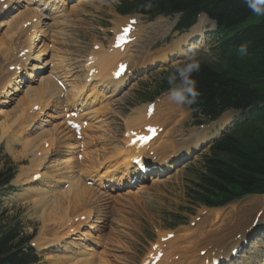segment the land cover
Instances as JSON below:
<instances>
[{
	"label": "rangeland",
	"instance_id": "374dc122",
	"mask_svg": "<svg viewBox=\"0 0 264 264\" xmlns=\"http://www.w3.org/2000/svg\"><path fill=\"white\" fill-rule=\"evenodd\" d=\"M28 2H30L32 6H27ZM33 2L34 0H14V3L10 5L8 10L0 12V19L5 18L4 21L9 23L7 26L3 25L4 23L0 25V52L2 51L0 53V171H2L4 167L7 168L12 165V173L16 174L18 172L16 178L13 180V184H11L13 187H1L0 190L2 192L0 195L2 207L7 209L12 216L29 221L31 225H35L36 235L33 238V242L40 257L46 264H71L72 262H74V264H80L78 261L75 263L77 259H71V257L66 259L64 257L74 255L76 258H79L77 257L78 253H80L79 255L80 257L82 256L81 258L83 259L87 257L89 260V257H91L89 260L90 263L86 262L81 264H144L147 257L152 259V249L157 245L161 246L164 253L163 260L161 258L158 261L160 264H166V262L170 261L172 262L171 264H203L202 262L207 254L199 256V251L206 250L208 256L212 258L221 251L222 254L228 252L227 248L224 249L225 245H231L233 241H240V239H238L240 235L247 237L248 242H250L257 238V234L261 230L262 233H264V222H261L262 224L258 221L254 223L257 217L255 215L257 210H263L264 212V202L261 204L258 203L254 199L255 196H246L223 207L208 208L201 206L200 203L193 201L187 195V190L191 186L193 187L195 173L200 169V163L196 161V158L190 162L187 158L185 163L181 165H175L152 178L151 176L150 178H146L145 176L134 183H130V178L133 174L129 176V180L127 181L121 177L122 174L128 173L129 175L131 170L136 169V167L131 169L133 165L129 166L130 164L127 165L126 168H123V165H119L118 169H121V171H119L117 173L118 175L116 174L111 181H106L109 179L107 176H105L102 183L98 180L104 168L114 164V149L120 144V146L123 144L124 146L127 145L128 142L124 137L125 133L126 136L133 133H144V129H149L151 124H160V122H163V117H165L164 120L167 119L166 117L169 119L165 120L166 123H164L163 127L155 131L158 132L159 135L155 139L148 141L149 147H147L152 154H157L158 156L159 154L155 152L156 148L154 147L160 142H164V144H161L165 147L164 152L174 153L175 157L177 151H172L170 149L171 147L178 148L190 138L194 140V134H199L202 135V137H198H201L203 142L204 139H206L208 143V145L202 149L203 151L200 150L197 152L196 156L199 158L200 154L208 152L212 137L216 136L219 132L216 124H211L207 129L202 127L199 131L200 126L194 125L190 109L187 108L186 105H179L170 100L168 94L161 93L155 95V97L152 98L153 100L149 101V97L153 95L157 85L161 83L159 79H154L153 71L158 68H169L170 65L180 62L179 60H169L168 63H161L162 57L165 56L168 48L178 45L181 51L180 45H185L181 42L183 35L178 32H172L177 15H159L155 17L138 13L121 15L116 9L118 0H66L62 5H60L61 2L57 3L56 8H54V5L52 7H47V10L49 11L50 9V11L48 13H42ZM36 2L41 7L47 6L37 0ZM1 6L2 5H0V7ZM27 9L29 10L28 13H26ZM1 14L3 17H1ZM36 15L39 16L40 21L38 26L40 27H38L39 30H37L38 32L36 31V36H34L35 40L37 39L36 41L34 40V46H32L34 52L32 51L30 57H28L26 61H23L25 55H23L24 51L21 50L26 49V42H28L29 35L31 34L30 18ZM129 18H133L136 23L134 24V30L133 26H130L133 41L131 42L132 46L121 55L122 59H124L123 63L127 62V60L130 62L133 60L130 67L131 70H134L143 67L145 63L147 64V62L151 61L150 67L154 68L137 75V77L129 82L126 88L119 91L118 97H115L116 104L113 105L114 108L111 106V109L107 110V115L111 112V118H107L105 114L101 115V118L97 117V119H93L91 117L92 114H90L91 116L89 115V118H92V126L89 125L87 129L89 130L88 135L93 133L91 131L95 129V126L99 131L93 133L92 137L86 138L84 146L82 143L78 146L77 141L75 144L74 139H69L68 137L70 132L64 124L63 116L67 108L64 105V99H62L64 97L59 96L61 99L58 98V100L55 98L59 103L58 106H62V108L58 107L59 110L56 109V107H49V109L45 110L46 114L41 117H39L40 114H38L37 116L39 119L35 122L33 121L31 124L30 122H22L23 124L25 123V125H23L20 124L21 121L15 122L18 118H16L17 112L19 111L15 112L13 110L19 106L18 100L21 96L24 98L26 92L22 89V91L19 90L12 93L16 86L12 83V80L9 83V91L13 95L5 97L7 94V79L15 73V69H10L15 66L14 64L18 63L16 64L17 68L24 63V66L21 67L24 77L29 78L30 75L28 76V73H32L33 78L31 79H36L31 85H33L34 88L42 87L41 89L48 92H46L48 94L47 96L44 94L45 96L41 97V102L37 100L39 107L37 105V109L32 112V114L36 115L39 112L38 110L41 111L43 103L49 99L47 98L51 93L49 89L51 88L50 91H52V89H54V92L57 91L55 87L53 88L54 81L52 72L54 71V75H59V78H62L65 77V75L68 76L66 70H69L71 66H73L74 72L77 70L74 74H79L83 77V67L84 64H86V58H89V54H91L92 51L97 52V46L102 47L100 49L102 53L112 41L114 30L117 28L120 29L122 24L127 21L129 22ZM207 27L208 26L205 25V27L202 26V28H199V26L195 28L197 29L196 32L199 30L202 31L204 35L202 40L205 39L207 34L213 33V30ZM37 34L44 35V37H39ZM40 39L46 41V46L44 41H39ZM38 41L39 43L41 42L40 46L37 45ZM198 41H200L199 37L197 40L195 38L191 39L190 44L185 46H195L192 52L197 54V58H199L200 62L212 61L214 56L209 47L214 40L205 39L201 45L197 44ZM41 45L45 47L41 48ZM5 50L11 52L12 57L10 58L12 60L4 57L6 53ZM128 52H130V55ZM192 52L186 53L188 55ZM171 55L172 54H170L167 59H169ZM62 68L65 69V71H59ZM42 69H45V71L42 72ZM22 71H20V74ZM72 75L73 74H71V77H66L67 82L71 83L72 80L70 78H75ZM41 76L47 77L41 81ZM74 80H77V78ZM79 80H81V78ZM47 81L52 82V87L50 86L49 88L43 85ZM73 84H75V82ZM40 91L42 92V90ZM45 91H43V93H45ZM67 93L69 94L68 88ZM57 95L58 93L56 92L55 96L58 97ZM43 97H45V100ZM71 97L72 95L69 96V98ZM90 101L91 99L88 100V102ZM149 103L154 104L155 115H152L155 120H151V117L146 121L143 120L145 124L142 126L143 129H139L137 124L132 126V115L139 111L141 113ZM77 104L79 105L80 102ZM100 104L96 102L92 107L96 105L100 106ZM25 105H22L24 110L22 109L21 111V113L24 112L26 114L23 116L22 113L23 119L30 116L29 111L26 113L28 106ZM104 105H106V102H104ZM83 108L84 106L82 109ZM114 109L117 110L115 111ZM34 115L32 117H34ZM104 117L105 119L101 120ZM82 120L85 121L83 118ZM150 120L152 123H150ZM54 124H59L57 129L55 126H52ZM29 125H31L30 128L25 131L24 129L27 128V126L29 127ZM100 126L106 129L104 130L100 128ZM21 129L24 130L23 133L26 132L24 135H18L20 131L22 132ZM57 130L60 132L57 133ZM109 131L115 132V135ZM201 131L203 132L200 134ZM50 133L51 135L49 136ZM101 134L104 137H102ZM160 134H164V138L169 136L170 139L165 141V139L160 137ZM94 135L97 136L95 137ZM28 136L30 139L29 142L26 141ZM131 136L133 137V135ZM53 137H57L58 140H53L52 143L51 139ZM62 137L65 139L68 137L67 141H70V144H72V147L68 149H74L64 153L63 146L65 144L64 142L67 141L65 139L64 141ZM47 138L49 139L47 140ZM95 138H100V140L94 143ZM22 142L26 143L25 147V144L22 145ZM50 142L51 146L47 148ZM54 142L56 144L60 142L57 144L58 147ZM144 147L145 146L141 147V153L144 152ZM195 147L196 146L193 145L190 146V144L187 145L190 151ZM25 149L28 152H26ZM51 149L54 150L56 155L47 152V150L50 151ZM44 151L47 152V154L43 155ZM39 153H42L41 156ZM160 157H163V154H161ZM64 159H68V163L66 160L62 162ZM152 159H155L158 166L162 167V162L159 161V158L155 157ZM69 160L73 162L69 163ZM118 160L120 159L116 161ZM171 161H168V163ZM74 163V166L77 168L76 172L68 171L70 168L69 166ZM162 168L165 169L166 167ZM122 169H126L127 172L122 173ZM92 170H94V173ZM155 171L156 169L151 170V172ZM74 181L79 186V190L76 193H74L71 188V186L74 185ZM155 181L156 184L153 185ZM48 183L52 185L48 186ZM142 185L145 188L142 187ZM29 187L34 188L30 193L26 191V188ZM85 187L87 189H84ZM63 190H65L64 194L61 192ZM84 191H87V193ZM52 192L55 193V195ZM90 192L93 193L91 194ZM95 192L98 193L96 194ZM83 193L86 194L84 195L85 197L81 195ZM73 195L77 196L72 198ZM70 196L73 202L70 201ZM43 197L51 199V201L54 200L55 203H49L53 206L54 204L56 206L60 204V206H55L58 211L49 206V211L46 208L44 216L39 215V211L42 208L40 201L44 200ZM58 198H61V200L58 201ZM259 201L262 202V198H260ZM35 202L39 204H36L38 207L35 206ZM92 206L94 208H92ZM48 213L56 214L59 217L62 216L61 223L59 222L60 225L57 222V218L47 217L46 214ZM252 214H254L255 217ZM77 217L78 219H75ZM260 218L261 216L259 219ZM65 225H68L67 227L69 229ZM71 229L75 231L76 235H70L72 233V231H70ZM29 231H31V228H29ZM85 232L87 233L85 234ZM167 232L172 235L174 234L173 239L169 238L170 241H162L165 237H159ZM79 238H82V240ZM258 241H260V243L256 248L262 246L261 248L264 251V238ZM172 242L174 243L172 244ZM256 248L249 247L242 253L244 255L243 257H245L243 259V264H254L255 260L258 263L260 262L261 257L255 260L254 258L252 259ZM168 251L170 253L166 256L165 254ZM249 255L251 257H248ZM169 256L170 259L165 260Z\"/></svg>",
	"mask_w": 264,
	"mask_h": 264
},
{
	"label": "trees",
	"instance_id": "16d2710c",
	"mask_svg": "<svg viewBox=\"0 0 264 264\" xmlns=\"http://www.w3.org/2000/svg\"><path fill=\"white\" fill-rule=\"evenodd\" d=\"M148 2L119 0L116 9L122 15L178 14L177 31L187 30L199 13H205L223 35L216 48H211L215 61L199 62V71L193 73L200 93L198 102L190 105L194 118L205 121L225 108L261 104L245 124L214 141L209 154L203 155L205 174H197L188 196L212 207L246 194L264 193V17L254 13L245 0H151V8L142 7ZM242 44L247 45L245 56L237 53ZM169 71L158 74L157 90L168 87ZM10 177V170L0 172V182ZM28 239L19 221L0 220V264H41Z\"/></svg>",
	"mask_w": 264,
	"mask_h": 264
},
{
	"label": "bare ground",
	"instance_id": "6f19581e",
	"mask_svg": "<svg viewBox=\"0 0 264 264\" xmlns=\"http://www.w3.org/2000/svg\"><path fill=\"white\" fill-rule=\"evenodd\" d=\"M90 1V0H89ZM18 2V1H17ZM41 3V2H40ZM10 4V1H6V5H2L1 7H0V10L1 9H4V7H6V6H8ZM29 5H31L30 3H28ZM56 5V4H55ZM46 7H50V5H47ZM51 9H53V8H51ZM28 9H27V11H26V13H28ZM24 12V11H23ZM25 13V12H24ZM30 13V12H29ZM17 15V14H16ZM34 16V15H33ZM32 17V16H31ZM21 18H22V16H21ZM36 18V19H35ZM31 19V34L29 35V38H28V42H26V52H24V54L23 55H25V58L23 59V61L25 60L26 61V59L28 58V57H30V55H31V52L33 51V47L32 46H34L33 44H34V40H35V38H34V36H36L35 34L38 32L37 30H39L38 29V27H40V26H38V24H39V21H40V19H39V16H35V17H32V18H30ZM205 19H207L204 15H202V16H200L199 18H198V21H197V24L194 26V28L193 29H195L200 23H202ZM5 20V18H1L0 19V25H2L3 23V25H5V26H7L9 23L7 22V21H4ZM16 20V19H15ZM38 21V22H37ZM15 22V21H14ZM13 24V23H12ZM128 25V22H125L124 24H122L121 25V27H120V29H116V30H114L115 32H114V35H113V38H112V41L110 42V44H109V46L105 49V50H103L102 51V53H101V51H100V49L102 48L101 46H97L96 47V50H98L97 52H95V51H92V53L91 54H89V55H92L90 58H89V61H90V63L89 64H87V65H85L84 66V68H85V70L87 71V73L81 78V80H79L80 78H77V80H74V79H76V77L75 78H70L71 80H72V82L70 83V82H67V80H66V77H71V74H73L74 75V67L73 66H71V68L69 69V70H66L67 71V74H68V76H66L65 75V77H62V78H60L61 80H62V83L68 88V92H69V94H66L65 96L64 95H61V93H62V91L60 90V89H58L57 88V85L55 84V86H54V83H53V88L55 87L56 88V92L58 93V97H56L55 96V94H56V92H54L53 90L54 89H52V91H50V86L52 85V82H50V81H47L46 83H44L43 85H45L46 87L48 86L50 89H49V92H51L50 93V96L49 97H47V98H49L48 100H46L44 103H43V107H42V109H41V111L40 110H38L39 112L36 114V115H34V114H32V112H34L36 109H37V100H39L40 102H41V97L42 96H47L48 94V92L47 91H45L44 89H41V88H38V87H35L34 88V86L33 85H30V86H27L26 85V83H25V81H23L22 82V80L20 79V76H17L16 75V73H17V68H16V71H15V73L13 74V75H11L10 77H9V79H7V83L9 84L12 80V83L14 84L15 83V88H14V90L12 91V93L13 92H16V91H22V89L23 90H25V92H26V95L24 96V98H22V96H21V98H19V100H18V105L19 106H17L13 111H19V112H17L18 114L16 115V120H15V122H17V121H21V123L20 124H23L22 122H30V124L34 121H36L37 119H39V117H41L42 115H44V114H46V112H45V110L46 109H49V107H56V109H58V105H59V103H58V98L59 99H61L60 97H64V98H62V99H64V101H65V106H70L71 107V105L72 106H76V108H77V111H82L84 114H92V118L93 119H97V117H99V118H101V115H105L106 114V116H107V118H111V112L107 115V110H110L111 108V106H113V105H115L116 104V101L114 100V99H112L113 97H112V93L111 94H106V93H102L101 91L102 90H98L97 89V87L99 86V85H104V89L106 90V89H108V88H112V92H114L118 87H121V85L125 82V80H126V78H127V76L130 74V73H132V72H135L136 73V69H134V70H130L131 69V67H130V64L132 63V61L133 60H131V62L130 61H128L127 60V62H125V63H123V61H124V59H122V54L123 53H125L129 48H130V46H132L130 43H128V44H126V45H124V46H121L120 48H114L113 47V45H114V39H115V37H116V35L117 34H119V32H121V31H123V29H124V27L125 26H127ZM128 26H130V24L128 25ZM30 28V27H29ZM46 29V28H45ZM44 30V29H43ZM37 31V32H36ZM44 33V32H43ZM50 34V33H49ZM49 34H48V36H49ZM38 35V34H37ZM200 35V34H199ZM39 37H44V35H38ZM47 36V37H48ZM129 37H130V39L131 38H133V36H132V32L130 31V34H129ZM192 37V33L190 32V33H186L185 35H183L182 36V38H181V42L184 40V39H186V41H185V43H187L189 40H190V38ZM37 38V37H36ZM37 40V39H36ZM35 40V41H36ZM39 41H42V39H40ZM39 41L37 42L38 44L37 45H39L40 46V43H39ZM45 43V42H44ZM57 43V42H56ZM36 45V44H35ZM42 45H43V43H42ZM41 45V46H42ZM188 45V44H187ZM43 47H45V46H42L41 48H43ZM190 48H191V46H189ZM22 49V48H21ZM8 50V49H7ZM6 51V50H5ZM10 51V50H9ZM2 52V51H1ZM0 52V53H1ZM8 51H6V53H7ZM34 52V51H33ZM169 52H172V53H176V54H178L179 52H180V50H179V48H178V45H175V46H173L172 47V49H168V53ZM5 53V55H4V57H6V59H11L10 57H12V54H11V52H8L7 54ZM129 53V55H130V52H128ZM127 54V53H126ZM8 55V56H7ZM127 56V55H126ZM12 60V59H11ZM123 60V61H122ZM87 61V59L85 60V62ZM121 61V63H123V64H126L127 65V76H125L126 74H124L123 76H121L118 80H115L114 78H112V74H113V72H116V70H117V67H118V63ZM17 64V63H16ZM21 64V63H20ZM22 64H24V63H22ZM74 65V64H73ZM150 65H151V61H149V62H147V64L145 63V65L143 66V67H141V69H147L148 67H150ZM75 66V65H74ZM58 69V68H57ZM92 71V73H91V76L89 77V72L88 71ZM59 71H65V69H61V70H59ZM145 71V70H144ZM143 72V71H142ZM141 72V73H142ZM22 73V72H21ZM29 79H31V78H33V75H32V73H29ZM72 75V76H73ZM125 76V77H124ZM47 76H44V77H42L40 80L42 81V80H44L45 78H46ZM78 80H79V82H78ZM91 81H95V83H96V85H94V86H91L90 88H89V90H90V92H88V93H85V90H86V87H88V84H87V82H91ZM75 82V84H73ZM78 82V83H77ZM76 83H77V86H76ZM72 84V85H71ZM25 87V88H24ZM44 87V86H43ZM52 87V86H51ZM38 89V90H37ZM40 90H42V92L40 91ZM48 90V89H47ZM29 91V92H28ZM43 91H45V93H43ZM28 92V93H27ZM47 92V93H46ZM54 92V93H53ZM11 93V92H10ZM9 92H7V94H6V96L5 97H8V95H13L12 93L10 94ZM41 93V94H40ZM43 94V95H42ZM45 94V95H44ZM72 95V97L71 98H69V96H71ZM60 96V97H59ZM123 96V95H122ZM45 97H43V99H44ZM46 98V99H47ZM55 98H57V100L55 99ZM109 98H111V99H109ZM120 98H122V97H120ZM89 99H91V101L90 102H88V100ZM45 100V99H44ZM97 100L99 101V104H100V106L99 105H96V106H94V107H92L96 102H97ZM43 101V100H42ZM118 101H119V99H118ZM78 102H80V104L78 105L77 103ZM104 102H106V105H104ZM25 103H26V105L28 106L27 107V112L26 113H28V111L30 112V116L28 117V118H25V119H23L24 117V115H26L24 112H22L23 113V116H22V113H21V111H22V105L24 106L25 105ZM25 105V106H26ZM103 105V106H102ZM40 106H41V104H40ZM84 106V108L82 109V107ZM147 106L148 105H146L145 106V108H144V110L140 113V111L138 112V113H136V114H134V115H132V126L134 125V124H137L138 125V127H139V129H143L142 128V126H144L145 124L143 123V120L144 121H146L147 119H150V117H151V120H155L153 117V115H155L154 114V110H153V115L152 114H147ZM38 107H39V105H38ZM61 108H62V106H60ZM59 107V108H60ZM25 108V107H24ZM113 108H114V106H113ZM29 109H31V110H29ZM39 109V108H38ZM155 109V108H154ZM24 110V109H23ZM59 110V109H58ZM115 110V109H114ZM117 110V109H116ZM115 110V111H116ZM1 112V111H0ZM52 112V111H51ZM112 112H114V111H112ZM143 112H144V114H143ZM38 114H40V116L38 117L37 115ZM48 114V113H47ZM50 114V113H49ZM100 114V115H99ZM113 114V113H112ZM117 114V113H116ZM34 115V117H32ZM115 115V114H114ZM151 115V116H150ZM48 116H50V115H48ZM52 116V115H51ZM53 116H54V114H53ZM62 116V115H61ZM64 116V115H63ZM105 116V117H106ZM55 117V116H54ZM59 117H60V115H59ZM58 117V118H59ZM105 117L104 118H102L101 120H104L105 119ZM160 117V116H159ZM163 117V116H162ZM169 117H171V116H169ZM164 118L165 117H163V122H160V124H151V126L150 127H154L155 128V131L157 130V129H159V128H161V127H163L164 126V123H166L165 122V120H168L169 118L168 117H166L167 119H165L164 120ZM224 118V117H223ZM151 120H150V123H152L151 122ZM159 120H161V119H159ZM46 121V120H45ZM48 121V120H47ZM111 121V120H110ZM149 121V120H148ZM223 121V120H222ZM107 122V121H106ZM155 122V121H154ZM25 123L23 124V125H25ZM46 123H48V122H46ZM104 123V122H103ZM176 123V122H175ZM218 123V122H217ZM10 124V123H9ZM56 124V123H55ZM52 125L53 127L55 126V128L57 129V127L59 126V124L58 125ZM61 124V123H60ZM107 124V123H106ZM177 124V123H176ZM23 125H21V126H23ZM101 125H103V124H101ZM108 125V124H107ZM17 126H18V124H17ZM21 126H19V127H21ZM30 126L31 125H29V127L27 126V128H23V127H25V126H23L22 128L26 131V129H29L30 128ZM90 126H92V124H90ZM222 127V126H221ZM100 128H103L104 129V127H102V126H100ZM127 128V127H126ZM125 128V129H126ZM202 128V127H201ZM201 128H200V130H201ZM205 129H207V127H204ZM23 129H21L22 130V132L20 131V133L18 134V135H24V133H26V132H24L23 133ZM53 129V128H52ZM66 129V128H65ZM88 129V128H87ZM90 129V128H89ZM106 129V128H105ZM104 129V130H105ZM54 130V129H53ZM62 130V129H61ZM96 130V131H95ZM113 130V129H112ZM115 130V129H114ZM128 130V129H127ZM130 130V129H129ZM199 130V131H200ZM97 131H99L98 130V128L96 129V126H95V129L94 130H92L91 132H93V133H97ZM100 131H102V130H100ZM159 131V130H158ZM204 131H206V130H204ZM51 132V131H50ZM60 131H58L57 130V133H59ZM66 132H68V131H66ZM110 133H113L112 131H109ZM203 131H201L200 132V134L202 133ZM12 133V132H11ZM93 133H91V134H89V136H93ZM115 133V132H114ZM113 133V134H114ZM128 133V132H127ZM130 133H132V132H130ZM5 135V134H4ZM51 135V133L49 134V136ZM54 135H56V134H54ZM58 135V134H57ZM100 135V134H99ZM107 135H109V134H107ZM115 135V134H114ZM159 134H158V132H156V136H154L152 139H150V140H153V139H155L157 136H158ZM164 134H160V137L162 138V139H165V141H168L169 139H170V137L169 136H167V137H165L164 138V136H163ZM14 136V135H13ZM12 136V137H13ZM95 136V135H94ZM97 136V135H96ZM95 136V137H96ZM101 136L102 137H104L102 134H101ZM110 136V135H109ZM198 136H201L202 137V135H199V134H194L193 135V137H194V140H193V138H190L189 140H188V144H190V146H196L195 148H197L198 146H199V144H201L202 142H203V139L201 138V137H198ZM8 137H10V136H8ZM15 137V136H14ZM55 137V136H54ZM52 138L51 139V142L53 143V140H58L57 139V137L56 138ZM61 137V136H60ZM69 139L70 138H73V136L70 134L69 136ZM67 137V138H68ZM114 137V136H113ZM124 137H125V139L127 140V142H125V143H127V145H125L124 146V144L122 145V146H120V145H118V147L117 148H115L114 150H115V153H114V155H115V157H114V155H113V157H114V159L113 160H115V162H114V164H112L111 166H107L106 168H104V172L102 173L101 172V176H100V178L98 179V180H100V182L102 183L103 181H104V178H105V176H107V178H109V179H107L106 181L108 182V181H111L113 178H114V176H116V174L119 172V171H121V169H118L119 167V165H123L124 167L123 168H126L127 167V165H129V166H131V165H133V166H131V169H133L134 167H136L135 166V163L133 162V160L134 159H136L137 158V161H139L140 163H138V165L140 164L141 166H143V169L145 170V176H146V178H150V174L148 173V172H151V170H154L155 168H156V166L155 165H157L158 166V163L155 161V160H153V163L150 165L149 163H151L152 162V160H151V162H149V161H144L143 159H140L141 157H140V155L142 154L141 152H140V150H141V147H138L137 146V143H135V144H133V145H131L130 144V141H131V139H132V136L131 135H127L126 136V133L124 134ZM63 138V140L65 139L64 137H62ZM67 138L65 139L66 141H67ZM15 139H16V137H15ZM27 140V142H29L30 141V139H29V136H28V138H26ZM45 139V138H44ZM49 138H47V140H48ZM74 139V138H73ZM17 140V139H16ZM64 140V141H65ZM90 140V139H89ZM97 140H100V138H95V140H94V143H95V141H97ZM150 140H148V141H150ZM46 141V140H45ZM75 141V140H74ZM148 141L143 145V146H145L144 148L146 149L147 147H149V145H148ZM51 142L49 143V145H47L48 147L47 148H49V146H51ZM55 142H57V141H55ZM54 142V143H55ZM16 143V142H15ZM46 143V142H45ZM60 143V142H59ZM59 143H57V144H59ZM65 144H64V146H63V148H64V153L66 152H68L69 150H71V149H74V148H71V149H68L69 147H72L71 145L72 144H70V141L68 142H64ZM93 143V142H92ZM23 144H25L24 145V147L26 146V143H23L22 142V145ZM56 143H55V145H57ZM76 144V143H75ZM161 144H164V142H160L158 145H156L154 148H156L155 149V152L156 153H158L159 155H161V154H163V157L162 158H160L159 157V161H161L162 163H161V166L162 167H167V164H168V161H174L173 160V157H174V153L173 154H171V153H167V152H164L165 151V147H163V145H161ZM187 144V145H188ZM28 145V144H27ZM187 145H185V147H184V149H187ZM31 146V145H30ZM41 146V145H40ZM44 146H45V144H44ZM78 146H79V144H78ZM84 146V145H83ZM124 146V147H123ZM142 146V147H143ZM174 146H176V145H174ZM184 145L182 144V145H180V147L182 148ZM28 147V146H27ZM57 147H58V145H57ZM123 147V148H122ZM189 147V146H188ZM31 148V147H30ZM46 148V149H47ZM86 148V147H85ZM195 148H193V149H195ZM58 149V148H57ZM149 149V148H148ZM172 151H174L175 150V147H171L170 148ZM49 150V149H48ZM47 150V152L49 153V154H55V152H54V150L53 149H51L50 151H48ZM86 150V149H85ZM25 151H26V149H25ZM24 151V152H25ZM39 151V150H38ZM78 151V150H77ZM145 151V150H144ZM26 152H28V151H26ZM47 152H45L44 151V153H43V155H45V154H47ZM84 152V151H83ZM42 154V153H41ZM41 154L39 153V155L41 156ZM81 154H83V153H81ZM87 154V153H86ZM56 155V154H55ZM65 155H67V154H65ZM152 158H155V156L154 157H152ZM151 158V159H152ZM183 158H185V157H183ZM117 159H120V160H118V161H116ZM66 159H64V160H62V162L63 161H65ZM36 161H37V159H36ZM35 162V161H34ZM66 162L68 163V159L66 160ZM70 162H73V161H71V160H69V163ZM100 162V161H99ZM37 163V162H36ZM38 165V164H37ZM37 165H36V167H37ZM75 165V163L73 164V165H70L68 168V171H71V172H76V170H77V168H76V166H74ZM99 165V164H98ZM146 165V166H145ZM49 167H52V166H50V165H48ZM54 166V165H53ZM68 166V165H67ZM159 167V166H158ZM67 168V167H66ZM95 168V167H94ZM99 168V167H98ZM118 169V170H117ZM96 170L98 171V169L96 168ZM94 170H92V172H93ZM124 172H127V170L126 169H122V173H124ZM94 173V172H93ZM96 173V172H95ZM122 173H120V174H122ZM69 174H70V172H69ZM131 174H133V176L134 175H136V174H141V173H139V171H138V169L136 168L135 170H131L130 172H129V175H128V173H124V174H122L121 175V177L124 179V180H129L128 178H129V176L131 175ZM60 175V174H59ZM58 175V176H59ZM118 175V174H117ZM120 176V175H119ZM132 176V177H133ZM52 177V176H51ZM71 177V176H70ZM131 177V178H132ZM48 178H49V176H48ZM63 178V177H62ZM69 178V177H68ZM130 178V179H131ZM151 178H152V176H151ZM52 179V178H51ZM154 179V178H153ZM55 180V179H54ZM71 180V179H70ZM74 180V179H73ZM72 181V180H71ZM54 182V181H53ZM61 183H62V181H61ZM67 183V182H66ZM49 184V183H48ZM63 184V183H62ZM69 184V183H68ZM156 184V181H155V183L153 184V185H155ZM52 185V184H51ZM50 184L48 185V186H51ZM56 185V184H55ZM95 186H97L96 184H94ZM46 186V185H45ZM47 186V187H48ZM71 186V185H70ZM99 186V185H98ZM53 187V186H52ZM68 187V186H67ZM100 187V186H99ZM108 187V186H107ZM142 187H144L143 185H142ZM147 187V186H146ZM71 188H72V190L74 191V193H76L78 190H79V186L75 183V181H74V185H72L71 186ZM89 188V187H88ZM93 188V187H92ZM96 188V187H95ZM145 188V187H144ZM34 188H32V187H29V188H26V191L27 192H31L32 190H33ZM51 189V188H50ZM84 189H87L86 187L84 188ZM91 189V188H90ZM89 189V190H90ZM102 189V188H101ZM55 190V189H54ZM58 190V189H57ZM71 190V189H70ZM83 190V189H82ZM93 190V189H92ZM45 191V190H44ZM48 191V190H47ZM50 191V190H49ZM95 191V190H94ZM60 192V191H59ZM63 194H64V192H65V190H63V191H61ZM60 192V193H61ZM80 192V191H79ZM84 192H86L87 193V191H84ZM49 193V192H48ZM53 193V192H52ZM71 193H72V191H71ZM91 193V192H90ZM93 193V192H92ZM91 193V194H92ZM96 193V192H95ZM98 193V192H97ZM96 193V194H97ZM101 193V192H100ZM99 193V194H100ZM54 195H55V193H53ZM66 194V193H65ZM78 194H80V193H78ZM56 195H59V194H56ZM66 195H68V194H66ZM81 195H86V194H81ZM88 195H89V192H88ZM45 196V195H44ZM60 196V195H59ZM77 195H73L72 196V198L73 197H76ZM92 196V195H91ZM93 196H95V195H93ZM99 196V195H98ZM47 197V196H46ZM50 197V196H49ZM53 197V196H52ZM67 197V196H66ZM79 197V196H78ZM82 197V196H81ZM85 197V196H84ZM90 197V196H89ZM97 197V196H96ZM62 198V197H61ZM61 198L59 199L58 198V201L59 200H61ZM70 198H71V196H70ZM72 198H71V200L70 201H72ZM92 198V197H91ZM90 198V199H91ZM260 198H262V200H264V195H260V197H257V198H254L255 199V201H257L258 203H260L261 204V202L259 201V199ZM43 199L44 200H41L40 201V205L42 206V208H41V210L39 211V215H41V216H44L45 215V209L47 208V210H48V207L49 206H51L52 208H54V209H56L55 208V204H54V206L53 205H51V204H49V203H51V202H53V203H55V201L53 200V201H51V199H46L45 197H43ZM55 199V198H54ZM69 199V198H68ZM78 199V198H77ZM37 200V199H36ZM74 200V199H73ZM58 201H57V203H58ZM63 201V200H62ZM37 202V201H36ZM34 203L35 204V206L36 207H38L37 205H39V204H37V203ZM39 202V201H38ZM66 202V201H65ZM65 202H64V204H65ZM67 202H68V200H67ZM73 202V201H72ZM70 203V202H69ZM37 204V205H36ZM68 204V203H67ZM59 206H60V204H58ZM57 205V206H58ZM62 205V204H61ZM69 205V204H68ZM68 205H67V207H68ZM56 206V207H57ZM63 206V205H62ZM61 206V207H62ZM51 208V209H52ZM64 208V207H63ZM92 208H94L93 206H92ZM234 208V207H233ZM69 209V208H68ZM89 209H91V208H89ZM88 209V210H89ZM255 209V208H254ZM262 209V208H261ZM39 210V209H38ZM57 211H58V209H56ZM66 210V209H65ZM49 211V210H48ZM60 211V210H59ZM86 211H87V209H86ZM258 211V210H257ZM55 212V211H54ZM68 213V212H67ZM87 213H88V211H87ZM257 213V212H256ZM256 213H255V215H256ZM248 214H250V213H248ZM68 215V214H67ZM251 215V214H250ZM249 215V216H250ZM252 215H254V214H252ZM255 215H254V217H255ZM46 216L48 217H55V218H57L58 219V223L60 222L61 223V218H62V216H58V215H54V214H46ZM80 216H81V214H80ZM79 216V217H80ZM83 216H85V215H83ZM254 217H253V219H254ZM68 218V217H67ZM71 218V217H70ZM83 218V217H82ZM250 218H251V216H250ZM75 219H78V217L77 218H75ZM74 219V220H75ZM253 219H251V220H253ZM260 219H258V222H260L259 221ZM65 221V220H64ZM71 221H72V219H71ZM254 221V220H253ZM74 222V221H73ZM72 222V223H73ZM196 222V221H195ZM60 223H59V225H60ZM65 223V222H64ZM72 223H71V227H72ZM74 223H76V222H74ZM51 225V224H50ZM50 225H48V226H50ZM55 225H57V224H55ZM62 225V224H61ZM66 227L68 226V225H65ZM250 226V225H249ZM54 227V226H53ZM57 227H59V226H57ZM70 227V226H69ZM68 228V227H67ZM52 229H54V228H52ZM69 229V228H68ZM224 230V229H223ZM70 231H72V233L70 234V235H73V234H75V231L74 230H70ZM87 232H85V234H86ZM167 234H170L169 232H167V233H165L164 235H161L159 238H163V237H166L167 236ZM263 235H262V237L261 238H264V233H262ZM61 235V234H60ZM76 235V234H75ZM84 235V234H83ZM82 235V236H83ZM56 236V235H55ZM243 236V235H242ZM74 237V236H73ZM76 237V236H75ZM84 237V236H83ZM173 237H174V235L172 236V239H173ZM261 238H259V239H261ZM80 239V238H79ZM55 240V239H54ZM63 240H64V238H63ZM72 240V239H71ZM80 240H82V238L80 239ZM79 240V241H80ZM167 240H169V238L167 239ZM85 241V240H84ZM170 241V240H169ZM58 242V241H57ZM258 242V240L256 241V240H252L251 241V247H253V246H255L256 245V243ZM62 243V242H61ZM65 243V242H64ZM159 243V242H158ZM174 242H172V244H173ZM53 244V243H52ZM57 244H59V243H57ZM56 244V245H57ZM66 244V243H65ZM80 244V243H79ZM82 244V243H81ZM235 244H236V241H233V243L230 245V244H227V245H225V248L224 249H226L227 248V250H228V253L225 255V258L224 259H226V258H228V257H232V254H230V251H231V249L235 246ZM253 244V245H252ZM61 245V244H60ZM63 245V244H62ZM219 245V244H218ZM64 246V245H63ZM79 246V245H78ZM50 248V247H49ZM66 248V247H65ZM153 257H152V259H148V260H146V262L144 263V264H152V261L155 259V260H157V259H159V257H160V259L162 258V260H163V258H164V253H163V250H162V248H161V246H159V245H157V246H155L153 249ZM93 251V250H92ZM216 252H219V251H216ZM222 252V251H221ZM221 252L219 253V254H221ZM93 253V252H92ZM170 252L168 251V252H166V256L169 254ZM224 253V252H223ZM80 253H78V256L77 257H79V258H76V256H74V255H69V256H64L66 259L67 258H70L71 257V259H77L76 261H75V263L78 261V262H80V264L81 263H86V262H89L90 263V259H91V257H89L90 259L88 260L87 259V257L86 258H81L80 257V255H79ZM81 255H82V252H81ZM83 256H84V254H83ZM86 256V255H85ZM236 257H241L242 256V254H237L236 253V255H235ZM65 259V260H66ZM79 259V260H78ZM159 259V260H160ZM170 259V256L167 258V259H165V260H169ZM64 260V259H63ZM238 260V259H237ZM236 260V261H237ZM62 261V260H61ZM100 261V260H99ZM263 260H261L260 262H259V264H264V261L262 262ZM253 262H254V260H253ZM61 263V262H60ZM88 263V264H89ZM171 264L172 262L170 261V262H166V264ZM71 264H74V262H72ZM77 264V263H76ZM154 264H160V263H158L157 261L154 263ZM230 264H232V263H230Z\"/></svg>",
	"mask_w": 264,
	"mask_h": 264
},
{
	"label": "clouds",
	"instance_id": "9594fccd",
	"mask_svg": "<svg viewBox=\"0 0 264 264\" xmlns=\"http://www.w3.org/2000/svg\"><path fill=\"white\" fill-rule=\"evenodd\" d=\"M245 2L254 13L264 15V3H261V0H245ZM152 6L151 0L142 5L145 8H151ZM237 53L241 56L247 55V45H240L237 48ZM199 69L200 63L195 52L186 55L183 62L172 66L166 77L167 94L170 100L179 105L189 106L198 102L200 93L197 89V81L193 78V73L198 72Z\"/></svg>",
	"mask_w": 264,
	"mask_h": 264
},
{
	"label": "snow or ice",
	"instance_id": "6c2138e0",
	"mask_svg": "<svg viewBox=\"0 0 264 264\" xmlns=\"http://www.w3.org/2000/svg\"><path fill=\"white\" fill-rule=\"evenodd\" d=\"M261 3H264V0H261ZM130 31H131V28L130 27H126L123 30V34L117 37V41H118L117 46H120V44L126 40L127 33L130 32ZM124 68H125V66L124 65H121L119 67V69L117 70V72L114 73V75H117V76L120 75V73L124 71ZM150 113H151V107L149 108V114ZM148 131L154 133L155 130L152 129V128H149ZM149 138L150 137H147V136H140L139 137V141L146 142ZM137 163H139V161H137Z\"/></svg>",
	"mask_w": 264,
	"mask_h": 264
}]
</instances>
